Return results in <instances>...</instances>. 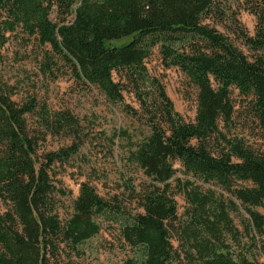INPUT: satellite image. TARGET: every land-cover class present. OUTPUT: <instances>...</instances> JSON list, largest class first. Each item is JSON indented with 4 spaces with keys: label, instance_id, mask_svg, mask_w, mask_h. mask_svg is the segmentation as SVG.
<instances>
[{
    "label": "trees",
    "instance_id": "1",
    "mask_svg": "<svg viewBox=\"0 0 264 264\" xmlns=\"http://www.w3.org/2000/svg\"><path fill=\"white\" fill-rule=\"evenodd\" d=\"M216 3L0 0L2 30L18 28L48 46L75 82L93 87L109 105L119 104L122 92L132 93L139 111L126 113L147 131L126 146V159L146 178L130 189L133 209L123 208L116 195L101 197L85 181L61 221L66 192L50 170L79 145L72 140L39 153L38 144L62 132L78 137V121L65 110L49 113L41 105L36 111L32 98L17 105L1 85L0 264H55L62 245L71 249L94 237L100 220L116 226L132 255L127 264H264V146L253 148L220 130L233 114L235 90L264 137V0H243L254 28L252 36L239 29L238 39L250 56L203 23L217 13ZM122 39L128 41L113 44ZM154 48L161 66L179 70L193 88L192 122H184L162 86L145 76L143 62ZM33 114L38 126L28 131L25 116ZM174 163L185 177L178 192L181 219L170 187ZM197 183L228 198L200 192ZM230 212L239 213L240 230Z\"/></svg>",
    "mask_w": 264,
    "mask_h": 264
},
{
    "label": "rangeland",
    "instance_id": "2",
    "mask_svg": "<svg viewBox=\"0 0 264 264\" xmlns=\"http://www.w3.org/2000/svg\"><path fill=\"white\" fill-rule=\"evenodd\" d=\"M216 5L217 13L203 23L250 56L238 39L239 29L252 36L254 28V17L245 10L243 0H217ZM127 41L122 39L113 44L121 45ZM143 66L147 79H153L162 86L179 117L184 122H192L195 114L194 90L181 72L176 68H163L156 48L144 60ZM112 77L118 80V74L114 73ZM1 85L9 89L10 99L17 105L32 98L37 106L36 111L44 105L49 113L65 110L78 121V137H66L62 132L54 136L46 135L45 141L38 144L39 153L65 148L72 140L79 145L76 154L66 163L54 165L50 170L55 184L66 192L60 198L58 214L61 221L77 195L78 184L85 181L101 197L116 195L123 208L133 209L135 205L130 202V189H137V185L145 183L146 178L126 159V146L132 141H139L147 131L126 113L129 108L139 111L132 93L122 92L121 102L109 105L93 87L75 82L65 64L48 46L39 45L35 38L26 36L18 28L12 32L0 28ZM230 100L233 114L227 128L221 125L220 130L226 136L240 139L253 148H263V133L256 121L247 114L246 100L235 90L230 91ZM25 121L28 131L36 130V114L26 115ZM116 133L117 137H114ZM174 168L176 172L170 180V187L177 216L181 219L184 201L178 192L185 177L177 163H174ZM189 181L193 182L191 178ZM195 185L200 187L197 189L200 192L212 189L214 196L221 201L228 198L226 193L216 187ZM194 188L197 187L189 186V191ZM239 213H229L238 230ZM100 221V230L94 237L71 249L62 245L55 264H127L132 255L123 246L116 226L105 222L107 220ZM172 244L177 247L176 241L173 240Z\"/></svg>",
    "mask_w": 264,
    "mask_h": 264
}]
</instances>
